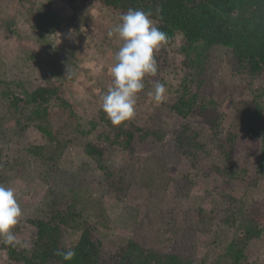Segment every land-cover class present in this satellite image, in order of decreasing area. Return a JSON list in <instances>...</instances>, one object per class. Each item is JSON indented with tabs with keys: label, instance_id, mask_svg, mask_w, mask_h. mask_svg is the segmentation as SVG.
<instances>
[{
	"label": "rangeland",
	"instance_id": "obj_1",
	"mask_svg": "<svg viewBox=\"0 0 264 264\" xmlns=\"http://www.w3.org/2000/svg\"><path fill=\"white\" fill-rule=\"evenodd\" d=\"M36 2L38 10L50 7L56 11L62 24L57 35L33 30L35 9L27 12L17 0H0V184L15 189L23 213L31 219L46 218L52 195L67 192L80 214L79 229L65 234L64 242L70 249L78 242L84 224L91 222L100 226L108 251L136 239L162 253L182 248L188 257L213 264L226 253L238 226L223 224L225 209L216 189L224 176L216 168L224 169V163L211 142L210 125L195 114L182 120L169 111L177 84L171 69L160 65L155 76L145 77L134 118L120 127L134 124L150 132H163V142L144 155H130L123 146L107 141L105 137L112 138L113 130L100 107V97L112 86L109 69L121 41L108 33L120 17L98 6L85 7L81 0ZM182 44L178 37L173 47L180 49ZM216 56L220 71L199 90L197 104L217 103L226 136L238 132L242 120L251 116L257 105L264 109V83L235 73L224 48ZM45 79L64 85L88 133L79 136L52 168L47 159L54 146L12 108L7 96L8 91L18 92L22 86L30 89ZM154 81L166 87V98L159 104L148 95ZM186 123L200 131V143L211 152L187 178L178 170L183 158L173 135ZM89 142L106 149L103 164L111 172L126 176L129 190L124 199L110 192L104 172L86 154ZM259 155L249 156L250 166L256 167ZM228 193L245 203L263 200L264 176L256 187L236 186ZM15 232L20 243L26 247L32 244L34 229L25 221ZM259 250L264 264V233ZM0 264H11L2 251Z\"/></svg>",
	"mask_w": 264,
	"mask_h": 264
},
{
	"label": "trees",
	"instance_id": "obj_2",
	"mask_svg": "<svg viewBox=\"0 0 264 264\" xmlns=\"http://www.w3.org/2000/svg\"><path fill=\"white\" fill-rule=\"evenodd\" d=\"M17 2L27 12L36 10L37 21L33 24V30L50 36L59 33L62 24L55 10L50 7L36 9V0ZM81 2L85 7L98 6L119 17L130 8L150 11L152 18L158 21L160 30L168 34V43L156 53L158 66L169 67L177 84L168 109L182 120L195 114L210 125L211 142H215L217 157L224 163V169L216 168L224 176V182L216 189L225 209L223 224L238 226L237 234L226 253L213 264H262L259 243L264 233V199L245 203L228 192L236 186L256 187L264 176V109L257 105L251 116L242 120L238 132H229L225 136L217 103L197 102L199 90L220 71L216 55L221 48L226 50L235 73L264 83V0ZM178 37L183 40L180 49L173 47ZM7 96L12 108L54 146L47 159L50 168L62 160L79 136L88 135L79 122L64 85L58 81L45 79L30 89L22 86L18 92L8 91ZM108 122L113 137L105 138L123 146L130 155L148 153L155 145L162 143L165 137L163 132H150L134 124L121 128ZM23 129L26 130L25 124ZM173 135L177 152L183 158L178 170L187 178L192 170L209 159L211 152L200 143V131L190 124H182ZM254 149L257 150L255 155L251 153ZM85 152L94 159L96 167L104 172V180L110 192L118 199H124L129 190V182L126 176L111 172L103 164L106 149L95 142H89L85 145ZM256 154H260L256 167L250 166L249 156ZM24 221L33 227L35 234L29 247L22 243L13 247L0 242V252L6 253L11 264H204L197 258L188 257L185 249L162 253L153 247H145L136 239H130L126 246L108 251L100 226L91 222L84 224L78 242L71 248L76 253L73 260L63 261L61 256L56 255V251L70 249L65 245V234L67 230L79 229L80 221L77 207L67 192L52 195L46 218L31 219L24 213L15 230Z\"/></svg>",
	"mask_w": 264,
	"mask_h": 264
},
{
	"label": "clouds",
	"instance_id": "obj_3",
	"mask_svg": "<svg viewBox=\"0 0 264 264\" xmlns=\"http://www.w3.org/2000/svg\"><path fill=\"white\" fill-rule=\"evenodd\" d=\"M157 24L150 11L130 8L108 33L121 41L109 69L112 86L100 97V107L113 126L134 118L138 95L145 88V77L158 72L156 53L168 43L169 37ZM153 84L148 95L154 103H162L166 98L165 84L158 81ZM23 214L15 189L0 184V242L13 247L20 244L15 229ZM56 255L67 262L76 253L72 249L57 250Z\"/></svg>",
	"mask_w": 264,
	"mask_h": 264
}]
</instances>
